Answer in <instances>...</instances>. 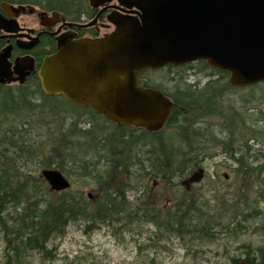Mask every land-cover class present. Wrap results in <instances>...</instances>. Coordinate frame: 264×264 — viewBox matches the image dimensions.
Listing matches in <instances>:
<instances>
[{
    "label": "trees",
    "instance_id": "obj_1",
    "mask_svg": "<svg viewBox=\"0 0 264 264\" xmlns=\"http://www.w3.org/2000/svg\"><path fill=\"white\" fill-rule=\"evenodd\" d=\"M18 1L66 14L84 10L87 3ZM140 83L160 90L175 105L170 121L158 132L119 127L93 109L46 94L37 82L27 88L0 86V234L8 242L6 264H31L28 255L33 251L44 261L54 260L56 250L49 244L76 222L89 232L101 226L131 231L153 226L148 241H137L139 252L171 240L192 252L195 246L246 229L245 223L264 216L260 209L264 202V83L232 87L227 73L204 61L147 70ZM41 130L45 139L37 141ZM251 141L260 147L250 145ZM217 150L236 164L231 171L237 182L232 196L227 198L208 186L192 193L174 190L176 179L185 185L203 171ZM50 152L60 158L45 159ZM30 166L58 170L69 181V174L75 172L98 186V196L92 199L70 188L55 192L58 199L52 202L47 196L50 186ZM134 168L132 187L141 186L144 178H158L172 191L173 204L153 205L143 199L141 190L133 199L128 197L130 181L116 177ZM236 250L241 255L231 256L230 264H264V244L243 243ZM141 264L159 263L150 258Z\"/></svg>",
    "mask_w": 264,
    "mask_h": 264
},
{
    "label": "water",
    "instance_id": "obj_2",
    "mask_svg": "<svg viewBox=\"0 0 264 264\" xmlns=\"http://www.w3.org/2000/svg\"><path fill=\"white\" fill-rule=\"evenodd\" d=\"M111 1L90 0V5ZM117 1L134 6L141 23L119 18L103 37L61 36L39 70L46 94L90 106L119 127L158 132L175 105L160 90L140 85L147 70L204 61L227 73L232 87L264 83V0ZM41 176L52 191L71 187L58 170L44 169Z\"/></svg>",
    "mask_w": 264,
    "mask_h": 264
},
{
    "label": "rangeland",
    "instance_id": "obj_3",
    "mask_svg": "<svg viewBox=\"0 0 264 264\" xmlns=\"http://www.w3.org/2000/svg\"><path fill=\"white\" fill-rule=\"evenodd\" d=\"M190 79L194 81L193 77ZM201 81L205 82L206 78H202ZM80 126L89 127L83 123ZM214 129L216 130V128ZM42 133V130L38 131L39 136L36 135L35 140H44ZM249 144L255 148L260 147L253 141ZM58 158H60L59 155L50 152L46 154L45 159L53 161ZM102 168H104L103 165ZM234 168H236V164L220 150H217V155L205 163L203 171L194 174L191 180L189 179L190 181L185 182V185H182V180L176 179L177 186L174 190H178L180 193L182 191L192 193L195 189L208 186L229 198L233 195L237 183L231 172ZM30 169L38 175L43 170L37 166H30ZM131 173L134 176L137 175L136 168L116 177V180L119 181L121 179L130 181L128 186L126 185L128 197L133 199L134 195L141 190L143 199L153 205L162 207L173 204L172 191L158 178H144L141 186L132 187L131 185H134L135 181L131 184ZM69 175L71 190L74 193L80 191L85 196L90 195L92 199L98 196V186L91 180L85 182L84 178L75 172H71ZM225 175L228 176V179L224 177ZM54 193L55 191H51L47 195L52 202H56L58 199V195ZM260 209L264 211V202L260 203ZM263 223L264 216L251 219L244 224L246 229L238 228L234 230L233 234L221 235L212 243L195 246L192 252L184 250L178 240L165 242L155 248L146 247L139 252L137 241H148L155 231L153 226H142L134 231L121 226L113 228L101 226V228L89 232L83 223L76 222L67 227L63 237H56L49 244V248L56 250L54 260L44 261L39 252L33 251L28 252L30 254L28 261L31 264H141L142 260L156 258L159 264H230L231 256L241 255V251L236 249L243 243L253 244V246L264 244ZM7 247L8 242L0 234V264H6Z\"/></svg>",
    "mask_w": 264,
    "mask_h": 264
},
{
    "label": "flooded vegetation",
    "instance_id": "obj_4",
    "mask_svg": "<svg viewBox=\"0 0 264 264\" xmlns=\"http://www.w3.org/2000/svg\"><path fill=\"white\" fill-rule=\"evenodd\" d=\"M12 1L0 0V78L4 81L0 86L5 87L27 88L37 82L42 88L39 70L43 60L57 51L61 36L72 39L103 37L116 28L113 21L119 18L136 19L141 23L139 16L132 12L136 10L134 6L123 5L117 0L97 7H92L87 0L84 10H68L67 14ZM5 55L8 58L3 60Z\"/></svg>",
    "mask_w": 264,
    "mask_h": 264
}]
</instances>
